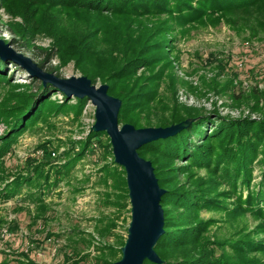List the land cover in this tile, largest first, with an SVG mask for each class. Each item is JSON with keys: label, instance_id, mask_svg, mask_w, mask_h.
<instances>
[{"label": "trees", "instance_id": "1", "mask_svg": "<svg viewBox=\"0 0 264 264\" xmlns=\"http://www.w3.org/2000/svg\"><path fill=\"white\" fill-rule=\"evenodd\" d=\"M1 9L23 18L25 25L18 24L16 31L23 39L45 34L53 40L46 59L57 58L61 66L51 67L47 72L61 77L60 68L73 63L80 75L93 84L108 85L109 94L122 101L120 125L169 127L193 119L179 133L139 150L142 158L151 161L159 185L165 190L161 201L165 231L155 248L163 264H264L256 258L264 255V107L261 106L264 93L255 91L251 97L255 101L252 112L261 114L255 120L227 119L217 113L180 106L175 99L177 81L171 74L170 96H162L160 92L174 62L169 36L176 27L258 11L257 23L264 31V0H0ZM233 22L237 23L234 19ZM14 42L11 40L10 45ZM45 63L38 66L45 69ZM9 65L13 63L0 59L1 83L11 84L7 75ZM31 83L16 85L26 90L14 95L15 104L4 112L10 131L0 140V159L11 152L29 128L72 107L70 99L52 85H44L36 78ZM56 94L64 97L60 105L52 101ZM235 99L239 101L241 97ZM76 101V114H81L89 100ZM103 137L113 160L100 172L114 181V185L104 181L111 191L103 195L107 205L120 211L129 207L126 172L114 163L110 138L106 133L91 130L78 153L72 157L69 152L64 154L69 159L61 167L56 168L48 158L28 174L18 175L7 183L0 190V200L7 202L26 190L23 202L36 208L31 224L46 222L50 210L47 196L87 153L95 152L92 145L101 143ZM256 166L261 167L258 183H254ZM200 170H205L208 177H195ZM203 211L250 216L258 222L254 233L258 239L244 235L226 244L210 243L205 235L213 221L201 220ZM95 221V235L88 233L83 235L88 237H83L76 230L68 233L63 264H114L121 259L125 238L117 239L116 245L101 243L114 235L116 221L111 218ZM62 236L47 232L48 239ZM81 242L87 243L88 250L79 249ZM92 247L94 255L90 252ZM218 252H222L220 257L216 256Z\"/></svg>", "mask_w": 264, "mask_h": 264}, {"label": "rangeland", "instance_id": "2", "mask_svg": "<svg viewBox=\"0 0 264 264\" xmlns=\"http://www.w3.org/2000/svg\"><path fill=\"white\" fill-rule=\"evenodd\" d=\"M257 15L258 11H252L237 18L218 16L207 18L201 24L176 27L174 34L169 36L174 62L160 89L162 96L171 94V74L177 81L175 99L180 106L207 114L217 113L227 119L250 117L259 120L261 114L251 110L255 105L251 98L253 93H264V31L257 23ZM233 19L236 24H233ZM18 24L25 25L21 16H13L1 9L0 40L9 45L11 40H15L10 46L36 64L45 61L43 70L46 72L51 67L61 66L57 58L46 59V51L53 47L50 37L39 34L23 39L16 32ZM6 61L13 65L7 67L11 84L0 82V140L10 131L5 110L15 104L14 95L26 90L25 87L16 88V85H32L33 78L15 62ZM59 74L60 78L81 76L73 63L62 66ZM233 97H241V100L236 101ZM69 99L72 107L57 116L49 115L46 121L29 128L11 152L0 159V190L16 176L28 174L48 158L54 161L53 165L57 168L69 159H66L65 153L69 152L72 157L81 150V142L87 138L95 123L96 108L88 102L81 114H76V98ZM52 101L60 105L64 97L56 94ZM261 106L264 107V99ZM105 145L107 139L103 137L101 143L92 145L96 149L94 153H87L72 172L62 176V181L47 196L50 210L46 222L40 220L36 225L31 224L36 208L23 202L26 190L23 195L7 202L0 200V264H63L68 233L76 230L83 233L82 236L88 233L95 235V220L99 218H111L117 223L114 235L101 243L116 245L117 239H126L131 206L120 211L107 205L103 195L107 190L111 191V186L107 188L104 181L114 185L111 177L100 172L113 160ZM195 177L205 179L208 176L205 170H200ZM254 177V183H258L261 167L256 166ZM185 179L183 176L181 180ZM224 189L220 188L221 191ZM200 216L203 221H213L205 235L210 243L226 244L244 235L258 239L254 235L258 222L250 216L233 217L223 211H203ZM48 231L63 236L48 239ZM78 247L88 250L85 242ZM213 247L216 248V245ZM227 251L230 252L229 248ZM90 252L95 254L93 247ZM220 254L222 252L216 256L220 257ZM256 258L264 261V255H257Z\"/></svg>", "mask_w": 264, "mask_h": 264}, {"label": "water", "instance_id": "3", "mask_svg": "<svg viewBox=\"0 0 264 264\" xmlns=\"http://www.w3.org/2000/svg\"><path fill=\"white\" fill-rule=\"evenodd\" d=\"M0 59L11 60L28 74L50 84L67 98L88 99L95 109V123L91 131L106 133L110 138L114 163L126 172L131 221L122 257L114 264H144L145 261L163 264L155 248L164 234L165 215L161 201L165 190L159 185L151 161L139 154V150L152 142L171 137L187 128L188 119L169 127L136 128L131 124L120 125L119 113L122 101L109 94L108 85L97 86L85 77L60 78L46 72L32 59L16 52L0 40Z\"/></svg>", "mask_w": 264, "mask_h": 264}]
</instances>
